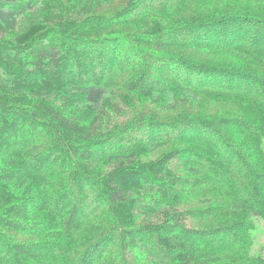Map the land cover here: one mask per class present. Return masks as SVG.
I'll return each mask as SVG.
<instances>
[{"label":"trees","instance_id":"trees-1","mask_svg":"<svg viewBox=\"0 0 264 264\" xmlns=\"http://www.w3.org/2000/svg\"><path fill=\"white\" fill-rule=\"evenodd\" d=\"M97 1L0 0V67L11 75L6 87L0 83V264H60L47 245L62 236L70 213L76 229L67 251L79 254L82 264H128V257L135 264H236L234 253L211 248L233 234L228 224L248 207L220 208L205 197L196 208L178 212L171 200L179 197L176 188L184 179L165 162L173 160L179 171L196 175L191 159L210 150L225 164L232 153L210 143L211 135L203 129L246 126L229 118L211 125L192 119L169 123L124 104L125 120L117 123L111 111L100 109L105 98L112 99L108 87L93 79L121 61L113 58L121 47L130 53L127 58H141L145 67L142 63L140 71L126 70L117 79L132 88L141 84L143 99L160 107L172 93L168 112L178 108L185 94L195 98L198 110L202 95L192 88L246 90L263 82L250 71L261 64L249 47L264 44V16L254 15L242 0L233 6L219 1L242 11L223 17L188 18L189 3L151 9L154 0H128L129 7L107 16ZM263 1L256 4L264 6ZM212 4L197 5L207 12ZM15 29L20 30L14 37ZM51 36L54 44L43 43ZM97 59L101 63L94 68ZM175 67L185 74L174 72ZM169 75L185 85L183 92L178 91L181 85L166 80ZM163 82L169 86L160 89ZM21 134L32 139L25 149L19 145ZM246 150L261 154L253 141ZM140 152L157 160L141 167L135 155ZM30 165L47 172L39 193L27 175ZM57 166L67 174L51 178ZM254 183L255 195L264 197V174L255 175ZM90 210L97 213L85 219ZM152 213L159 222H134L135 216ZM185 217L191 227L181 223ZM114 247L122 253L118 257L112 254ZM153 249L170 259H154Z\"/></svg>","mask_w":264,"mask_h":264},{"label":"rangeland","instance_id":"rangeland-1","mask_svg":"<svg viewBox=\"0 0 264 264\" xmlns=\"http://www.w3.org/2000/svg\"><path fill=\"white\" fill-rule=\"evenodd\" d=\"M67 4L77 3L79 0H64ZM208 0H154L151 3V9L156 7H175L183 6L189 3L191 8L187 9L188 18L206 16L210 17H223V15L236 13L240 11L238 9H230L231 7L222 6L224 0H210L213 2L210 11L204 12L200 7L203 2L206 3ZM227 5L233 6V2L237 0H225ZM244 5L248 6L254 15L264 16V6L257 5V0H242ZM128 0H98L96 5L98 10L105 12V15L117 14L118 12L129 7L127 3ZM264 2V1H263ZM197 5V6H196ZM242 12V11H240ZM57 16H53L52 21H54ZM40 26V25H39ZM37 26V28H39ZM20 29H15L14 37L17 36ZM56 38L54 36L49 37L43 43L48 44L55 43ZM42 43L39 47H43ZM249 46L245 45L244 48ZM249 51H254L257 53L260 60L261 67L257 68L256 71L250 70L253 74L259 77L261 84L255 85L246 90H224L219 88L206 87L202 90L194 89L196 93L202 95V100L199 102L200 107L198 110V102H195V98L190 95L185 94V99L180 101L182 103L178 104V108L172 112H168V109L173 105V94L170 93L169 96L166 94L165 98L168 100V104L160 107L159 102H147L139 94L142 89L141 84L132 88L129 84L121 79H117L120 73H124L126 70L140 71L144 66V62L141 58L136 56H131L129 58V52L119 48L113 54L112 49H108L106 54L108 57L119 59L120 62L113 65V70L104 75H94V81L99 78L98 83L104 84L108 87L109 95L112 99H107L100 104L102 105L100 109L102 112L111 111L115 116V121L117 123H122L125 117L121 115V105L124 104L130 111H139L143 113L142 115L146 118L151 117L153 119H158L165 122H176L181 119L188 121H204L203 125H211L216 123L220 118L234 119L237 123L245 125V128L239 127H228L227 130L219 131L215 127H212V131L203 129L204 133H210V143H215L218 147L226 148L232 153V157L228 156V160L225 164H220L217 161L214 152L207 150L205 152H196L194 158L191 159L189 165L194 167L199 172L196 175H188L185 171H179L180 165L176 164L175 161L169 160L165 163L169 167V171L179 177V179H184V184H180L176 189L179 193L177 199H172L174 201L175 208L178 212L185 214L187 209L196 208L198 206V201L204 199L205 197H212L216 200L217 205L220 208H230L233 205H246V213L241 214L235 221L230 222L228 225L230 227V232L233 234L227 236L226 238L219 240L211 250L215 253L222 252H232L234 253V258L236 259V264H248V259L254 258L255 262L252 264H264V197H257L255 195V175L264 174V44L258 47H249ZM100 54V53H98ZM100 59L94 62V68H99ZM143 63V66L141 67ZM174 72H181L185 74V71L174 68ZM127 73V72H126ZM10 74L5 72L0 67V83L5 85ZM101 77V78H100ZM174 75H169L166 80L173 82L172 84L181 85L178 91L183 92L185 85L178 80H174ZM163 82L158 86L160 89H165L169 85ZM6 87V85L4 86ZM148 87V86H146ZM178 94V93H177ZM176 94V97H177ZM131 95L129 99L128 96ZM115 99V101L113 100ZM178 99V97L176 98ZM193 99V103H189ZM198 101V99H197ZM105 122H108L105 119ZM85 123V122H84ZM19 145L23 148H27L31 144L32 139L27 135L21 134L19 136ZM213 141V142H212ZM248 141H253V143L260 149L261 154H255L247 152L246 145ZM139 156L137 162L141 167L148 166L154 163L157 158L153 154L140 152V154H135ZM27 170V175L32 179V189L35 193L43 191L42 187L47 175V172L42 170L41 167L36 165V167L31 166ZM67 174L66 171H62L60 166H57L51 171V178H55ZM69 192V191H68ZM71 194V192H69ZM39 198V197H37ZM40 200V199H39ZM38 203V201H35ZM150 204V203H148ZM146 207L152 206L150 204ZM210 210V208H209ZM97 212L89 211L86 214L88 218L94 217ZM105 213V208L100 207V215ZM71 213L64 220L65 231H63L62 236L51 241L47 247L52 250V257L56 255L61 259L60 264H82L79 254H71L70 246L71 239L75 236L76 225L73 222ZM160 217L158 214L152 213L135 216V221L139 225H144L148 223L159 222ZM187 227L192 226V222L188 218L181 220ZM70 250V251H67ZM161 249H153L154 259L165 262L170 259V255L166 254ZM104 254L109 257L108 252ZM112 254L116 257L119 254L118 247L112 248ZM94 255L97 256V250H94ZM240 259V260H239ZM142 261L139 264H143ZM128 264H135L130 257H128Z\"/></svg>","mask_w":264,"mask_h":264}]
</instances>
